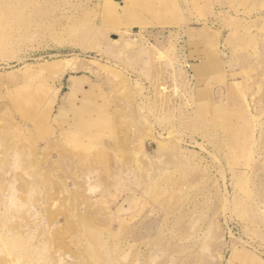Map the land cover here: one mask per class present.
<instances>
[{"label": "rangeland", "instance_id": "obj_1", "mask_svg": "<svg viewBox=\"0 0 264 264\" xmlns=\"http://www.w3.org/2000/svg\"><path fill=\"white\" fill-rule=\"evenodd\" d=\"M0 264H264V0H0Z\"/></svg>", "mask_w": 264, "mask_h": 264}, {"label": "bare ground", "instance_id": "obj_2", "mask_svg": "<svg viewBox=\"0 0 264 264\" xmlns=\"http://www.w3.org/2000/svg\"><path fill=\"white\" fill-rule=\"evenodd\" d=\"M91 64V62H89ZM88 62H84V61H74L73 59H66L65 61H63L62 63H59V64H55L52 69L53 71L55 72H58V71H63L65 69H74V70H81L83 68H86L87 66H89ZM69 86L72 87V80L69 79ZM73 88V87H72ZM72 94L71 92V89H69V92H67V96L66 97H62L61 99V103H60V106H59V109L62 110L63 106L66 104V99L70 97V95Z\"/></svg>", "mask_w": 264, "mask_h": 264}]
</instances>
